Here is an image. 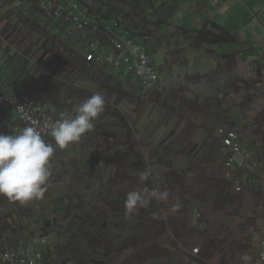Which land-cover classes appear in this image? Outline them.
Segmentation results:
<instances>
[{
    "label": "rangeland",
    "instance_id": "1",
    "mask_svg": "<svg viewBox=\"0 0 264 264\" xmlns=\"http://www.w3.org/2000/svg\"><path fill=\"white\" fill-rule=\"evenodd\" d=\"M37 34L43 54L44 48L50 49L51 45L43 29ZM25 39L21 42L22 46H30L25 51V57L35 60L38 52ZM16 43L19 41L16 40ZM86 82L87 87L79 91L62 83L63 89L58 91L61 92L58 96L73 95L78 102H82L97 88L94 77ZM138 93H142V89H138ZM144 99L135 98L130 104L121 105L120 109L128 116L127 119L119 118V123L111 119L103 122L102 115L95 118L92 121L94 130L87 134L93 136L99 133L95 130L97 124L109 126V132L99 133L94 142L89 140L90 146L85 148L86 152L78 160L72 158V154L82 142H74L78 145L72 149L69 146L60 149L51 136L43 138L55 149L44 195L26 204L0 195V243L7 234L20 239L23 236L25 244L45 248L53 264H184L186 255H191L188 250L197 245L200 237L218 236L223 237L222 244L218 246L220 249L222 246L221 264H232L231 261L242 254L255 256L264 228V224L261 225L264 219V175L255 189L236 196L231 192L226 195V185H216L200 177L197 174L199 170L194 172L180 167L176 174L165 158L156 157L158 146L154 141L152 144L150 139H146L143 119L137 111L145 108ZM107 102L105 107L109 112L124 116L115 107L117 104L114 106L110 103L112 101ZM1 104L3 102H0V132L15 134L24 126L14 109H11L10 117L5 114L4 104ZM64 104L69 109L71 104ZM128 108L133 115L126 113ZM65 113L63 118H66ZM130 124H133V129ZM257 133V143L263 146L258 156L264 159V128L260 126ZM193 156L197 158L196 153ZM79 160L85 164V172ZM141 175L147 179L141 180ZM132 191L141 193L149 204L138 207L129 216L125 213V200ZM197 191H200L198 196ZM153 192L167 195L160 199L153 196ZM179 206L180 213L188 206L199 207L207 214L215 211V214H220L224 228L218 227L215 217L207 229H196L186 238L184 242L188 250L182 251L181 243L167 239V223L162 218L163 214H167L170 220V215L177 212ZM235 214H239V222L244 219L245 224L239 223V227L230 228L229 234L225 235L224 229L232 224ZM179 223L186 230L193 227L188 219ZM197 262L205 264L202 259L192 257V263ZM237 264H242V259Z\"/></svg>",
    "mask_w": 264,
    "mask_h": 264
},
{
    "label": "crops",
    "instance_id": "2",
    "mask_svg": "<svg viewBox=\"0 0 264 264\" xmlns=\"http://www.w3.org/2000/svg\"><path fill=\"white\" fill-rule=\"evenodd\" d=\"M134 3L139 18L135 25L136 39L146 46L160 72V81L151 96L144 97L138 93L141 88L136 77L108 78L103 86L106 94L97 80L94 92L105 97V104L107 100L114 106L117 104L115 107L124 115L111 113L105 107L100 114L102 121L111 119L119 123V118L127 119L121 105L145 98V108L137 111L143 119L146 139L158 146L156 157L165 158L176 174L181 168L199 170L197 174L209 179L208 182L225 185L226 157L218 139L219 127L247 130L254 155H258L257 141L249 128L253 125L257 131L260 126L264 128V0H134ZM22 4V0H0V23L11 29L9 38L19 41L16 44L21 46L19 50L27 51L30 46H22L23 38L36 37L38 31L50 24L35 20L32 13L36 11ZM13 54L0 37V102L10 117L13 110L7 106L1 89L11 93L29 90L38 99L45 96L35 84V71L24 63L23 57L18 60ZM78 75V72L68 74V84L77 91L88 85ZM62 83L65 84L59 79L55 82L54 95L61 93L57 90ZM58 97L64 108L52 103L50 107L66 112V118H74V107L67 109L64 104L65 95ZM126 110L129 115L134 114L130 108ZM130 125L133 129V124ZM108 127L97 124L95 130L103 134L109 132ZM99 133L84 134L72 158L78 160L90 146L89 140L94 142ZM77 145L70 143L69 147ZM84 165L80 162L85 172ZM24 245L23 236L20 239L7 234L0 243V252ZM192 257L186 255L184 264H193Z\"/></svg>",
    "mask_w": 264,
    "mask_h": 264
},
{
    "label": "built area",
    "instance_id": "3",
    "mask_svg": "<svg viewBox=\"0 0 264 264\" xmlns=\"http://www.w3.org/2000/svg\"><path fill=\"white\" fill-rule=\"evenodd\" d=\"M22 2V5L36 11L32 13L35 20L49 22L50 27L43 31L51 45L50 49L45 47L42 54L39 44L41 40L37 36L26 39L39 54L35 60H30L25 57L26 52L19 50L17 43L9 38L11 29L0 23V37L14 51V58L20 60L23 57L24 63L35 71V84L39 85L40 93L45 95L43 99H38L29 90L21 89L11 93L8 89H1L7 106L17 112L18 119L24 127H35L41 132L42 138L51 136L52 125L64 118L63 111H55L50 107L52 102L47 92L58 79L70 85L68 74L78 72V77L86 84V80L94 77L102 87L110 77L119 80L136 77L144 97L148 95L150 97L157 88L160 72L146 46L141 40L136 39L135 25L139 18L135 13L134 0H22ZM102 92L106 94L107 90L104 88ZM249 130L253 140L259 141L255 126H251ZM247 134V130L228 125H222L218 129V139L222 143L223 154L226 157L223 179L227 189L226 195L231 192L240 196L247 190L255 189L262 181L264 159L254 155ZM256 145L259 153L263 146L258 143ZM213 213L211 211L207 214L195 206H188L180 213L179 206L177 212L170 215V220L167 214L162 215L163 221L167 223L165 234L169 240L181 243L180 248L185 251L186 238L194 234L196 229L197 231L207 229L209 222L215 220V217L219 223L218 227L224 228L221 225L220 214H215V211ZM232 218V224L224 229L225 235L229 234L230 228L233 230V227H239V214L233 215ZM183 219L192 222L193 227L183 229L179 223ZM240 224H245V220L242 219ZM263 224L264 219L261 222L262 226ZM262 233L263 236L259 237L260 241L258 245L256 244L255 256L242 254L231 263L237 264V261L242 259V262L248 261L249 264H264V228ZM222 240L223 237L220 236L200 237L197 245L187 250L194 258L202 259L205 264H221L222 246L221 249L218 246L222 244ZM169 245L173 248L171 242ZM0 264H53V262L45 248L26 243L17 250L0 252Z\"/></svg>",
    "mask_w": 264,
    "mask_h": 264
},
{
    "label": "clouds",
    "instance_id": "4",
    "mask_svg": "<svg viewBox=\"0 0 264 264\" xmlns=\"http://www.w3.org/2000/svg\"><path fill=\"white\" fill-rule=\"evenodd\" d=\"M141 74L143 69L140 70ZM67 103L75 101L73 96L66 97ZM105 97L100 92L74 106V118L56 121L50 135L60 148L79 142L84 134L94 130L92 121L105 110ZM54 147L47 143L35 127L26 126L15 134L0 132V195L10 200L26 204L33 199H41L50 176V160ZM175 172V171H174ZM141 180H146L144 175ZM167 193L153 192V196L164 199ZM149 200L141 193L132 191L125 200V213L131 215L138 207H146Z\"/></svg>",
    "mask_w": 264,
    "mask_h": 264
},
{
    "label": "trees",
    "instance_id": "5",
    "mask_svg": "<svg viewBox=\"0 0 264 264\" xmlns=\"http://www.w3.org/2000/svg\"><path fill=\"white\" fill-rule=\"evenodd\" d=\"M61 86H62V85H61ZM56 89H57V86L55 85V83L52 84V85L50 86V88L48 89V95H49V97H50V100H51V102H52L53 104H55V105H59V106H61L62 108H64V105H61L62 100H60L56 95H54ZM62 89H63V87H61L60 89L58 88L57 91L62 90ZM66 97H67V96H65V99H67ZM74 99H75V98H74ZM77 103H79V102L77 101V99H75V101H74L70 106H71V107H74Z\"/></svg>",
    "mask_w": 264,
    "mask_h": 264
}]
</instances>
